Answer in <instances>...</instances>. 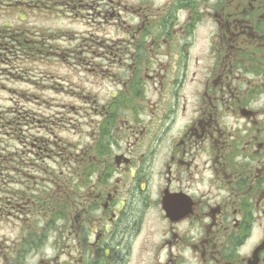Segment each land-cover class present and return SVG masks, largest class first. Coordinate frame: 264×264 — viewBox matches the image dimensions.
<instances>
[{"label":"flooded vegetation","instance_id":"1","mask_svg":"<svg viewBox=\"0 0 264 264\" xmlns=\"http://www.w3.org/2000/svg\"><path fill=\"white\" fill-rule=\"evenodd\" d=\"M21 1L0 264H264V0Z\"/></svg>","mask_w":264,"mask_h":264},{"label":"rangeland","instance_id":"2","mask_svg":"<svg viewBox=\"0 0 264 264\" xmlns=\"http://www.w3.org/2000/svg\"><path fill=\"white\" fill-rule=\"evenodd\" d=\"M21 0H10V4L18 2ZM21 2L27 3L28 0H23ZM11 6V7H10ZM9 6V11H0V29L8 28L10 31H21L22 36L27 37L28 39V7L18 8L20 11H13V5ZM26 12V13H25ZM8 13L10 17L2 16ZM56 29V27H54ZM11 34H14L13 32ZM18 55H7L0 52V65L3 61H7L8 58L13 65L11 68H14L13 77L10 76V82H7V76L0 77V114H17L18 112L24 111H34L38 112L39 110L46 109L47 105L42 102H36L33 100H28L27 95L29 92H41L43 91L42 82H38V78L28 77V68L32 70V75L38 74L41 65L34 64L32 67H28V57L26 55L20 54ZM5 68V67H0ZM17 69V71H15ZM22 76L21 79L16 78ZM15 77V78H14ZM6 88V89H5ZM16 92V93H15ZM32 95V94H30ZM2 139V137H1Z\"/></svg>","mask_w":264,"mask_h":264}]
</instances>
